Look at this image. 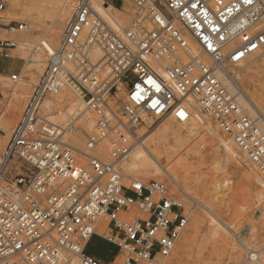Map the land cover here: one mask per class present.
<instances>
[{"label":"built area","instance_id":"built-area-1","mask_svg":"<svg viewBox=\"0 0 264 264\" xmlns=\"http://www.w3.org/2000/svg\"><path fill=\"white\" fill-rule=\"evenodd\" d=\"M132 1L135 11L123 26L97 11L96 0L77 1L0 151V264H101L85 249L104 217L112 229L108 239L125 253L123 263L117 258L113 264H163L186 227L185 205L166 181L126 185L117 165L136 128L171 115L186 121L189 99L264 178V112L252 116L220 77L264 47V0ZM4 5L0 0V10ZM4 25L9 31L27 27ZM95 48L101 57L91 55ZM64 86L95 114L87 145L105 143L108 160L87 154L80 163L62 141L65 128L41 113L45 97Z\"/></svg>","mask_w":264,"mask_h":264},{"label":"rangeland","instance_id":"rangeland-1","mask_svg":"<svg viewBox=\"0 0 264 264\" xmlns=\"http://www.w3.org/2000/svg\"><path fill=\"white\" fill-rule=\"evenodd\" d=\"M77 1L73 0V12L63 28L62 35L74 13ZM3 2L5 3L4 8L0 10V39L5 41V43L12 41L15 45H0V51L6 48L4 51L11 55L10 60H7V70L2 71L3 69L0 68V151L5 149L35 86L44 73L49 54L41 49L39 41L41 38H49L54 26L56 12L63 3L62 0L57 1V4L52 2L42 3L36 0H3ZM108 2V6L97 5L99 12L107 18L114 17L119 23L127 24L135 11L133 1L109 0ZM113 5L120 8V10L114 9ZM26 7L30 8L29 13H25ZM9 22H24L27 27L20 31H9L4 25ZM58 45L59 43L54 45V48H57ZM39 47L40 50L37 51ZM39 53H41L42 57ZM31 57L33 59L39 57L36 63L31 62L33 65L30 63ZM204 57H207V55H204ZM250 58L252 60L257 58L258 61L259 59H264V47ZM242 66L244 65L240 64L229 66V68L231 71L238 70L240 76L244 75L241 78L243 85L247 84L245 88L250 89L249 91L254 93L255 101L260 103V110L264 111V93L261 94L262 91H260V86L264 84V63H260L258 68L257 65H253V69L251 67L252 64L248 65L251 67L249 70L247 69L248 71L246 70V68H249L248 66L245 70H243ZM13 74H18L19 79L16 82L11 79ZM238 87V89L233 90L239 95L244 91H242L240 86ZM61 89L55 95L47 96L44 101L49 98H55L64 89V92L66 90L65 93L72 99L69 106L74 103L75 106L70 110L67 109L66 111L65 109L63 111L67 115L65 119L59 118L58 111L51 115L52 119H49L65 128L62 134V141L73 148L74 155L80 163L86 164L89 159L85 152L94 155L97 153L95 152L96 150L88 149L86 133H93L95 130L86 128L83 124V117H86V115L83 116L84 113H80V106L76 105L80 100L79 94L70 86H64ZM43 103L41 113L45 114ZM252 105L256 107V110H259L254 103ZM81 107L85 110L86 104L83 103ZM246 109L252 112L251 109ZM87 112L92 113L90 111ZM200 113L217 129L216 135L207 129H200L184 139L181 148L177 151L166 148L168 147L166 141L161 143L163 163L169 166L175 165V174L177 175L175 178L180 184L185 185L188 194L179 190L173 176L161 170L158 171L153 168L148 175L131 173L121 166L120 161L117 167L124 174V183L126 185H129L132 179L166 181L172 193L185 205V213L188 217L186 227L179 237L175 248L164 259V264H252L250 257L255 259V256H259L261 262L264 263V182L260 179V171L232 141L226 146L233 145L232 147L239 153L240 158L247 160L252 170L235 156L227 164H222V167H218L220 164H216L217 161L227 151V149H223L220 142L223 140L230 141V137L220 129L213 117L206 115L202 111ZM92 114H90L91 117ZM170 117L152 120L147 125L136 128L135 136L131 139V146L134 145V147L139 149L140 146L134 143L137 140L136 137L141 136L144 132H149V130L161 128L167 121H174V118ZM72 137L81 138L85 145L83 152L72 146ZM100 146H105V143ZM102 158L108 160L109 153ZM179 159H182L183 163H178ZM222 175H226L229 178L230 186L227 189L219 188L215 190L216 181H219ZM258 176L259 179L257 178ZM188 186L190 187L189 189ZM134 217L135 215L130 216L131 219ZM215 226L219 229L217 236L212 234V229ZM97 231L106 236L109 235V218L100 219ZM249 250L252 251L250 252ZM118 258L123 263L125 258L124 251H121V255Z\"/></svg>","mask_w":264,"mask_h":264},{"label":"bare ground","instance_id":"bare-ground-1","mask_svg":"<svg viewBox=\"0 0 264 264\" xmlns=\"http://www.w3.org/2000/svg\"><path fill=\"white\" fill-rule=\"evenodd\" d=\"M36 1H39V2H42V3L52 2L53 4H55L59 0H36ZM62 2L63 3L61 4V8H59V10L56 12V15L54 14L55 15L54 26H53V28L51 30L49 38L48 39L41 38L40 41H39V45H40L41 49L46 51L49 54V56L56 49V48H54V45L59 43L61 35H62V32H63V28H64L65 24L67 23V21L69 20V18L71 16V13L73 12V8H74L73 0H62ZM98 4H100V6L101 5L102 6L103 5H107L108 6L109 2L108 1L106 2L105 0H102V1L101 0H96V2H95L96 9H97V5ZM28 5L30 6V4H28ZM124 5H123V7H124ZM112 7H114V9L120 10V8H117L114 5ZM31 8H32V6H31ZM25 9H26L25 13H29V9L30 8L26 7ZM97 11H99V10L97 9ZM31 16H32V14H31ZM109 20H111V19H109ZM114 24L115 25L116 24L117 25H121V26L125 25V24L119 23L117 20H115ZM40 47L37 48V51L40 50ZM192 47H193V49L195 51H197V48H196L197 46L193 42H192ZM262 49H263V47L259 51H261ZM256 53H258V51ZM256 53H254V54H256ZM40 54L41 53H39V55ZM91 55L93 57H95V58H99V57H101L102 53H101L100 49L95 48L94 50L92 49ZM252 55H250L246 60H244L243 62L240 63L241 65H244V66H242L243 70H245V68L248 65L250 66L252 64L251 67L253 69V67H254L253 65H257V68H258V65H260V63H264V59H259V61H258L257 58H255V59L252 60L250 58V57H252ZM38 58L30 59V63L31 62H35L36 63ZM202 58H203V60L205 62L210 63V59H209L208 56L207 57L203 56ZM240 64H238V65H240ZM251 67L246 68V70L247 69L249 70ZM242 68H241V70H242ZM254 70H256V69H254ZM246 75H247V73H246ZM246 75H245V77H246ZM242 76H244V75L240 76L239 73H238V70H235V71L232 70L231 71V69L229 67H227L226 69L220 71V77L225 82V84L229 87V89L237 95V99H238L240 105L245 110H247L246 108L251 109L252 112H249V113L252 116L260 115L264 111L260 110L261 109L260 103H257V101H255L254 93H251L249 91L250 89L248 90V89L245 88V85H247V84L245 83V85H243V83L241 81ZM250 80H252V79H250ZM238 86H240L242 91H244L242 94H239V95L233 90V89H238L239 88ZM62 91L63 92L57 94L55 96V98H53V99L49 98V99H47L45 101L43 100L44 101L43 108L45 110V114L48 115L49 118L52 117L51 116L52 114H55L58 111L59 118L65 119L67 115H65V112H63V111L65 109H66V111H67V109L70 110L71 108H73V106H75V103L72 104L71 106H69L71 104V102H72V99H71V97L69 95H67L65 93L66 90L64 92V89H63ZM260 91H262L261 94L264 93V84H262L260 86ZM123 92L124 91H122V93ZM79 97H80V100H79L78 104L76 103V105L80 106V109H81L80 113H82V114L84 113L83 116L86 115V117H83V124L85 125L86 128H89V129L92 128L93 130H95V120H96L95 114L92 112L94 114V117H93L92 113L87 112V111H89V110H87V108H85V110H83V107H81V106H83V103H85V100L80 95H79ZM251 102L254 103L258 107L259 110H256V107H253ZM188 103H189L190 115H189V118L186 121L181 122L175 116L171 115L174 118V121H171V120L167 121L166 123H164L162 125L161 128L149 130V132H144V133L141 134V136H137L136 137L137 140L134 143H137L140 146V148L138 149L137 147H134V145L131 146L132 148L130 147L129 151L119 160L121 162V166L125 167V169L127 171L131 172V173H144V174H147V175L152 172L153 168L158 170V171L161 170V171H163L165 173H168V175L173 176V178L177 182V187L179 188V190H182L184 193L188 194V191L185 188V185L180 184L179 181H177V179L175 178L177 176L175 174V168H176V167H174L175 165L174 166H169V165H165L163 163V161H162V152H161V150L163 148L161 147V143L163 141H166L167 145H168V147H166V148H168L169 150L177 151V150H179L181 148L184 139H186L189 135L194 134L195 132H197L200 129H207V130L211 131L214 135L217 134V132H216L217 129H215L214 125L212 123H210L209 121H207L201 115V113H200L201 110L199 109V107L197 106L195 101L192 100V99H189ZM90 114H92V117H91ZM151 121H152V119H150L148 121V123L151 122ZM262 127L264 128V124L263 123H262ZM230 142H231V140L230 141H224L223 140V141L220 142L221 145L223 146V149L225 148V149H227V151H226L225 155L220 157L219 160L217 159L218 161H217L216 164H220V165H218V167L221 166L222 164L225 165L228 162H230L231 159L234 156L236 158H238L240 161H242L245 164L246 167H249L250 165H249V163H247V160L240 158L239 153L236 151V149L234 147H232L233 145L232 146L229 145L228 147L226 146V144H229ZM71 143L73 144L72 146H75L77 149H79L80 151L83 152V149L85 148V145H84L83 141L81 140V138L72 137ZM87 147H88L89 150H96L95 152H97V153H96V155H94V154L85 152L86 155L90 154V155H94L96 157L102 158L103 156H106L108 154V151L105 149V146H100V147L97 146L94 149H91L88 145H87ZM0 148H1V146H0ZM166 148H164V149H166ZM182 161H183L182 159H179L178 163H183ZM249 169L252 170V168H250V167H249ZM249 174H251V173H249ZM260 175H261L260 179H262L261 181L264 182V178H263L261 173H260ZM257 178L259 179V176ZM184 180H186V179H184ZM215 180H217V179H215ZM229 186H230L229 178L226 175H222L221 179L219 181H216V184H215L214 188H215V190L219 189V188L220 189L221 188L222 189H227ZM189 188L190 187L188 186V189ZM216 221H217V219H216ZM109 229H110V227H109ZM101 230H102V227H101ZM218 233H219V229L216 226L213 227L212 234L214 236H217ZM100 234H101V232H100ZM249 251L251 252L252 250H249ZM164 259H163V264H164Z\"/></svg>","mask_w":264,"mask_h":264},{"label":"crops","instance_id":"crops-1","mask_svg":"<svg viewBox=\"0 0 264 264\" xmlns=\"http://www.w3.org/2000/svg\"><path fill=\"white\" fill-rule=\"evenodd\" d=\"M1 43L2 41L0 39V45H2ZM3 49L5 50L6 48ZM4 50L0 51V68L3 69L2 71L7 70V62L10 60L9 58H11L10 53ZM111 230L112 229H110V231ZM85 251L87 254L99 259L101 264H113L121 255L119 246L115 242L109 240L105 234L100 233L91 236Z\"/></svg>","mask_w":264,"mask_h":264}]
</instances>
